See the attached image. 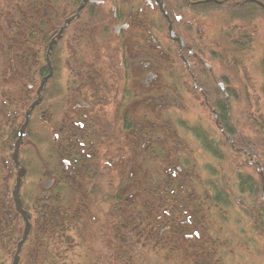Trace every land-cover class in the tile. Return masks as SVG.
Masks as SVG:
<instances>
[{"label": "flooded vegetation", "instance_id": "flooded-vegetation-1", "mask_svg": "<svg viewBox=\"0 0 264 264\" xmlns=\"http://www.w3.org/2000/svg\"><path fill=\"white\" fill-rule=\"evenodd\" d=\"M84 2L33 0V31L44 17L48 44L70 23L29 117L48 47L33 46V68L9 54L0 16V264H35L58 189L76 185L96 224L95 264L264 263V0H88L79 14ZM22 75H33L23 94L4 87ZM37 116L51 163L33 140Z\"/></svg>", "mask_w": 264, "mask_h": 264}, {"label": "trees", "instance_id": "trees-1", "mask_svg": "<svg viewBox=\"0 0 264 264\" xmlns=\"http://www.w3.org/2000/svg\"><path fill=\"white\" fill-rule=\"evenodd\" d=\"M4 2H6V7L4 10L0 9V16L5 20L7 31L13 35L10 34L12 39L7 42L9 46L7 52L9 54L30 55L29 66L33 68V46L43 50L48 44V38L45 36L47 31L46 20L44 17L41 18V27L44 33L37 34L36 31H33V0H3ZM59 2L61 0H57V3ZM44 6L45 9H48L46 4ZM39 59L41 60L42 57ZM23 60L27 61L26 58ZM16 61L19 62L17 57ZM29 78H33V75L27 80ZM260 143L264 146V135L260 138ZM89 188V193L93 197L99 195V191H110L108 188L92 186ZM108 191L107 194H109ZM58 193L60 199L59 219L53 221L51 225L53 229L52 240H50V233L42 236L43 253L39 248L33 249L35 264H49L52 259L57 261L56 264H95L97 252L93 246L96 224L83 213L85 203H89L82 197L83 189L79 185L68 188L60 187ZM133 205L136 206V204ZM87 210L93 212L92 208H87ZM65 232L73 236L72 242H67L65 235L64 238L61 237ZM65 246H68V252H65ZM166 251H169L168 248Z\"/></svg>", "mask_w": 264, "mask_h": 264}, {"label": "rangeland", "instance_id": "rangeland-1", "mask_svg": "<svg viewBox=\"0 0 264 264\" xmlns=\"http://www.w3.org/2000/svg\"><path fill=\"white\" fill-rule=\"evenodd\" d=\"M261 40L264 41L263 38ZM260 45L261 46L258 48V51L262 55H264V42ZM2 61L5 62V64L7 65L6 60H2ZM20 67L21 66H19V68ZM257 74H258L257 75L258 80H260L257 84H259L260 82L262 83L263 79H262V76L260 75V72H257ZM6 75H8V73ZM21 80L25 81L26 77H24L22 75L20 78L17 77V79L15 81H11V83H7V81H6L4 83V87H6V89H9L13 93H17V95H21L23 93L21 92L19 86L17 85L18 83H20ZM25 85H26V83H24V86ZM261 96L264 100V95L262 92H261ZM233 107H234V105H233ZM44 109H46L45 104L42 105V108L38 112V114L41 115V112H43ZM233 109H234V112H233L234 116H242L243 115L242 109L239 108V105L236 104V106ZM261 112L264 115V107L261 108ZM192 115H190V116H192ZM195 115H199V114L197 113V114H194V116ZM42 119L43 118L41 116H37L33 120V140H35V142L37 143L40 151L41 150L43 151L44 157L47 159V162L51 163V159L54 158V155L51 153V155L49 156L48 151H46V149L48 148L47 146L49 145L47 143L49 142V140L51 141L52 136H51L50 130L48 128L47 122L44 119L43 120ZM240 125H243V124L241 123ZM262 130H264V128ZM55 165L56 164H54L53 167ZM40 173H41V164L39 163V166H38V161L33 160V176L38 177L40 175ZM238 263L240 264V262L237 260V263L231 262L230 264H238ZM242 263H245V264H264L263 261L258 256H256L255 258H252L251 256H249L248 258L245 259V262H242Z\"/></svg>", "mask_w": 264, "mask_h": 264}, {"label": "water", "instance_id": "water-1", "mask_svg": "<svg viewBox=\"0 0 264 264\" xmlns=\"http://www.w3.org/2000/svg\"><path fill=\"white\" fill-rule=\"evenodd\" d=\"M87 1H88V0H85V2L82 4V6H81L80 9H79V12L84 8V6H85V4L87 3ZM69 23H70V21H68V22L66 23V25L62 28L61 32L58 34V36H57L55 39H53L52 42H51L50 45H49V49H48V53H47V61H48L49 64H50V55H51L52 49H53L54 45L57 43V39L61 37V33H62L63 30L68 26ZM170 31H171V30H170ZM171 32H172V31H171ZM173 38H175L174 35H173ZM51 75H52V74H50L48 77H45V78L43 79V81H42V83H41V86H40V88H39V93L45 88V86H46V82H47L48 78H49ZM38 102H39V101H36L34 104H32L31 109H30V110L28 111V113H27V117H29L31 110H32V109L38 104ZM27 122H28V121H26V124H25V126L23 127V131H22V132H24V130H25L26 126H27ZM23 136H24V133L22 134L21 139H20V140L17 142V144H16V149H17V151H18V148H19V146H20V141L22 140V137H23ZM13 157H14V159H16V160L18 159L17 156H16V153L13 155ZM23 174H24V172H21V173H19V176L21 177ZM262 174H263V173H262ZM19 182H20V181H19ZM17 188H18V187H17ZM262 196L264 197V177H263ZM27 233H28V228H27V230H26L25 237L27 236ZM16 260L18 261L19 258H17ZM15 264H17V262H16Z\"/></svg>", "mask_w": 264, "mask_h": 264}]
</instances>
